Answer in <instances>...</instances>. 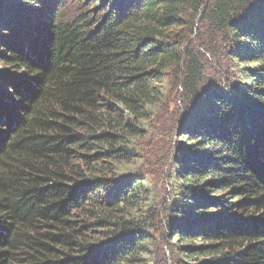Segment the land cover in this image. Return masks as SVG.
<instances>
[{"label": "trees", "instance_id": "1", "mask_svg": "<svg viewBox=\"0 0 264 264\" xmlns=\"http://www.w3.org/2000/svg\"><path fill=\"white\" fill-rule=\"evenodd\" d=\"M0 65V264H158L173 108L160 264H264V0H0Z\"/></svg>", "mask_w": 264, "mask_h": 264}, {"label": "rangeland", "instance_id": "2", "mask_svg": "<svg viewBox=\"0 0 264 264\" xmlns=\"http://www.w3.org/2000/svg\"><path fill=\"white\" fill-rule=\"evenodd\" d=\"M13 73L8 75L7 68L0 65V78L6 79ZM179 115L176 114L173 108L172 112H160L157 116V121L154 122L158 139L155 145L154 162L148 165L146 169V176L149 180V186L152 191L151 209L154 215L159 218L158 222L154 221V230L151 231L152 240V255L156 262L160 264V251L169 254V244H166V236L163 235L160 229V221L165 214L173 193V183L170 174L172 172V161L175 158L177 150H179L177 143L178 135L176 133V122ZM160 244L162 247H160ZM171 259H168V263Z\"/></svg>", "mask_w": 264, "mask_h": 264}]
</instances>
